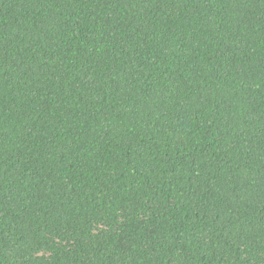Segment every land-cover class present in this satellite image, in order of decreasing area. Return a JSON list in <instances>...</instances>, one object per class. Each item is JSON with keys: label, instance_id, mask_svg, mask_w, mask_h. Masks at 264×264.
<instances>
[{"label": "trees", "instance_id": "trees-1", "mask_svg": "<svg viewBox=\"0 0 264 264\" xmlns=\"http://www.w3.org/2000/svg\"><path fill=\"white\" fill-rule=\"evenodd\" d=\"M0 264H264V0H0Z\"/></svg>", "mask_w": 264, "mask_h": 264}]
</instances>
